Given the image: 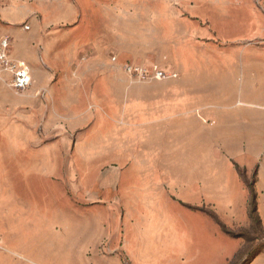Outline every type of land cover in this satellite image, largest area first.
Instances as JSON below:
<instances>
[{"label":"crops","instance_id":"1","mask_svg":"<svg viewBox=\"0 0 264 264\" xmlns=\"http://www.w3.org/2000/svg\"><path fill=\"white\" fill-rule=\"evenodd\" d=\"M61 5L53 3L51 7H38L31 0H13L12 3L0 0L1 39L12 38V58L24 61L29 66L33 79L26 91H13L17 99L9 104L5 93L11 91L8 85L10 77L0 67V123H14L20 129L10 136L19 142L22 140L20 147L12 148L13 155L46 157L37 161L38 163L28 162L22 168L25 171H31L32 168L40 171L42 181L50 178L51 173L68 170L66 165L54 162L57 157L86 154L85 148L79 143L69 147V141L73 137L77 140L80 138L79 134L85 124H93L97 128L102 118L101 108L123 105L127 125L125 144L119 145L120 147L115 144H100L93 151L100 156L111 157V169L119 172V179L124 177V201L130 205L135 204L136 211L141 213L140 219L144 218L143 213L148 212L149 208L138 205L155 204L162 199L165 193L163 173L172 171L173 198L169 197L179 204L180 209L193 211L187 206L211 207L225 221L244 220L250 223L251 191L239 175L236 168L238 165L245 169L247 177L255 178L253 187L257 194V210L264 227V46H258L264 42L237 46L232 53H223L221 62H214L211 53H197L196 47L198 18L204 19L206 25L208 23V18L203 15L205 7L199 10L196 7H94V19L91 20L85 19L84 7H60ZM169 11H173L172 14ZM132 12L131 17L127 15ZM237 18L240 19V16ZM136 20L151 26L164 27L169 24L186 27L187 35H180L179 40L184 39L188 48H179L177 53L179 65L182 66L181 82L139 84L128 81L126 85H122V103L121 96H118L122 94L117 93L116 86L102 84L100 65L103 58L111 62V58L107 57L109 53L116 54L117 57L136 58L150 50L147 47L146 50L143 49L141 45L153 43L154 40L141 41L119 32L121 27L129 28L130 22ZM90 27L93 31L91 35H86V30ZM252 59L262 62H254ZM173 78H178V74H173ZM193 79L195 83L192 82ZM217 79H221L220 85L213 84ZM117 96L120 97L119 100ZM108 115L111 116L112 113L109 112ZM102 120L105 121V118ZM53 123L65 124L67 131L61 134L48 131L46 125ZM26 124L29 125L28 131L19 126L25 127ZM139 124H142V131H138ZM39 125H45L44 132L37 130ZM99 134L106 139L105 133ZM94 138H97L96 135ZM167 138L179 143L188 141L189 147L181 149L178 146L171 151L167 150L172 156L169 165L165 166L161 163L163 150L160 153L161 150L151 141ZM52 139L68 143L64 142L61 147L56 148L52 147L57 144L56 141L42 142ZM138 139L151 144L137 148L134 141ZM3 151L0 147V156ZM105 166L99 160L93 167H86L76 161L71 169L102 172L106 169ZM11 167L13 171H22L20 165L13 164ZM5 169L2 161L0 172ZM133 171L147 172L148 175L140 181L134 180L129 177ZM150 173L153 175L149 176ZM181 173L183 176L178 180L177 175ZM121 185L120 180L117 188ZM106 189L101 192H108L110 188ZM107 198L102 201L95 197L94 207L110 206L113 209L114 203L116 205L123 202L120 196L115 200L109 196ZM56 200L62 203L58 197ZM63 204L68 206L67 201ZM132 210L133 208L129 216L124 211V216L118 218V230H113L115 223L109 224L107 219H97L92 223L86 219L77 221L78 233L97 237L82 245V253L89 257L93 251L92 244L97 246L96 251L102 252L100 245L106 242L107 234L116 236L122 233L123 237L125 234L128 237L131 223L139 220ZM58 219L62 225L60 232L54 233L53 227H48L47 219L38 218L31 220L33 226L30 225L32 227L29 233L60 235L61 246L67 248L62 243V236L73 232L71 229L74 228L75 220L65 216ZM159 233L162 243H172L169 247L172 253L164 263H179L181 244L187 242L182 240V236L188 237L181 231V225L174 223L166 237L161 231ZM114 248L115 246L110 251L113 252ZM120 248L125 251L123 245ZM102 254L105 256L104 252ZM127 255L133 264H147L134 263L130 254ZM18 256L13 264L54 263L51 256L47 253L43 255L42 251H36L33 247L29 248L28 253L20 252ZM114 258L117 264H124L118 254ZM169 261L172 263H168Z\"/></svg>","mask_w":264,"mask_h":264},{"label":"rangeland","instance_id":"2","mask_svg":"<svg viewBox=\"0 0 264 264\" xmlns=\"http://www.w3.org/2000/svg\"><path fill=\"white\" fill-rule=\"evenodd\" d=\"M9 1L13 2V0ZM31 1L36 3L38 7H51L53 3H61L63 6L61 5L60 7H84L85 19L91 20L94 19L92 16L94 7H196L198 10L205 7L203 15L208 18V23L206 25L204 19L200 20L198 18L200 21L198 20L196 27V47L197 53L207 51L211 53L214 57V62H221L222 54L232 53L237 46L247 45L252 42H264V0ZM22 6L24 5L22 4ZM29 6L31 7V5ZM222 9H225V11H222ZM239 9H245V11H239ZM172 12L169 11V14H172ZM133 13H127V15L131 17ZM198 14H200L199 11ZM236 15L240 16V19ZM92 31V27L88 28L86 35H91ZM119 32L141 41L146 39L154 40L153 43L142 44L141 47L143 49L146 50L145 47H147L150 50L141 53L136 58L117 57L116 54L109 53L107 57L111 58V62H108L107 59H102L100 65L102 84L108 83L116 86L117 93L122 94L118 95L121 96V99L117 96L120 102H124L122 85H126L128 81L139 84H173L181 82L182 66L179 65L177 53L179 48H185L186 50L188 48L184 39L179 40L180 35L184 33L187 35L188 29L186 27L171 26L169 24L164 27L151 26L136 20L130 22L129 28L126 26L121 27ZM2 35L0 32V39ZM3 38H9L12 41L10 37ZM260 45L264 46V44H259L258 46ZM255 60L252 59L254 62ZM256 61L262 62V60ZM198 62H200L199 59ZM128 64H155L165 70L169 77L163 80L131 77L126 72V65ZM4 73L10 77L8 85L11 89L10 92L5 93V99L9 104H12L17 99L13 92L15 90L11 87L12 76L6 71ZM175 73L178 74V78L174 79L173 74ZM220 80L213 81V84L220 85ZM192 82L195 83V79ZM109 112L112 113L111 116L108 115ZM100 113L101 117L105 118V121L100 118V123L96 129L93 124H85L84 129L79 134L80 138L77 140L73 137L74 139L69 141V147L79 143L82 148H85L86 154L57 157V161L55 160L54 162L66 165L68 170L51 173V177H47V180L43 181L40 180V175H42L40 171H35L33 168L31 171H25L24 168L28 165V162L38 163L46 157L13 155L12 148L20 147L22 140L20 143L15 139H11L10 136H13V133L20 131V129L14 123H0V147L4 149L3 155L0 156V164L3 161L6 166L5 171L0 172V264H13V261L19 258L20 252L28 253L30 247L35 248L36 251H42L43 255L47 253L52 257L53 264H117L114 258V255L117 254L124 264H133L127 253L130 254L134 263L165 264L164 261L169 260L167 257L172 253L169 251L172 243L167 241L162 243L159 231L166 237L174 223H179L181 231L188 236L187 238L182 236V240L187 242H182L181 244L180 260L177 264H264V227L259 218L256 215H252L255 210V207L252 206L253 196H251L249 206L250 223H246L244 220L225 221L211 207L188 206L193 211L185 208L180 209L179 204L169 197V195L172 197L173 187L171 183L174 178L173 172L165 171L163 173L165 180L163 198L155 204L138 205V207L149 208L148 212L143 213L144 218L140 219L141 213L136 211L135 204L130 205L124 201V177L119 179V172L111 169V165H109L111 157L100 156L93 151L100 144H115L117 146L125 144L124 133L127 127L125 107L121 105L117 108H101ZM19 126L22 130L28 131L29 125L26 124L24 125L25 127ZM141 127L142 124H139L138 131H142ZM46 128L54 134H61L67 131L66 125L59 123L46 125ZM37 130L44 132L45 125H39ZM99 132L105 133L106 139H103ZM77 135L76 133L75 136ZM95 135L97 138H94ZM3 136L4 138H2ZM55 141L57 144L52 147L56 148L67 142L55 139L42 140L43 143ZM151 143L161 150L160 153L163 150V162L161 163H164L165 166L169 165L172 156V154L166 152L167 150L171 151L178 146L181 149L189 147L188 141H180L179 143L169 138L151 141ZM151 143L138 139L134 141V146L144 148ZM51 159H54V157H51ZM98 160L106 165V169L102 172L93 170L73 171L71 169V165L76 161L86 167H93ZM13 164L24 168H22V171H13L11 167ZM124 166L122 167L123 170ZM147 175V172L133 171L129 177L140 181L141 178ZM151 175L153 173H150L149 176ZM182 176V173L178 174L177 179L180 180ZM30 177L32 178L28 181ZM241 178L252 188L254 177L246 176L244 178L243 175ZM120 180L122 185L117 188ZM106 187L110 188L109 191L102 193L101 190L106 189ZM108 196L114 200L120 196L123 202L116 205L114 203L112 205L113 209H110V206L94 207L95 203L93 201L95 197L101 198L103 201L108 199ZM57 197L62 200V203L56 200ZM64 201H67L68 206L63 204ZM132 208L131 212L139 220L131 223L132 227L128 237H126V234L123 237L122 233H118L116 236L107 234L105 236L106 242L100 245L101 251L105 253V256H103L102 252L96 251L97 246L94 244H92L93 251L90 252L91 257H87L86 254L82 253V245L88 241H94L97 237L92 235L82 236V233H78L77 221L80 222L86 219V221L92 223L97 219H107L109 224L111 222L115 223L116 226H114L113 230L115 228L118 230V224H120V219L118 218L124 216V211L129 216ZM63 216L75 220L74 228L71 229L73 232L71 233L70 231L71 234L61 237L64 240L62 243L66 244L67 248L61 246L59 242L60 235L45 236L29 233L30 227L33 226L31 220H37L38 218L47 219L48 227H53L54 233L56 231L60 232L62 225L58 221V217ZM31 224L32 226H30ZM106 224L108 223L106 222ZM124 224L126 225L125 219ZM222 225L232 232L233 236L227 235ZM122 245L127 253L120 248ZM114 246V251L111 252L110 250ZM89 259L93 262L91 263ZM168 263L172 262L169 261Z\"/></svg>","mask_w":264,"mask_h":264},{"label":"built area","instance_id":"3","mask_svg":"<svg viewBox=\"0 0 264 264\" xmlns=\"http://www.w3.org/2000/svg\"><path fill=\"white\" fill-rule=\"evenodd\" d=\"M12 41L9 38H3L0 41V67L3 71L12 76L11 87L17 92H23L29 89L33 83L32 74L29 66L23 62L12 58ZM126 72L131 77L141 79L163 80L169 77V74L155 64L147 65H126Z\"/></svg>","mask_w":264,"mask_h":264},{"label":"trees","instance_id":"4","mask_svg":"<svg viewBox=\"0 0 264 264\" xmlns=\"http://www.w3.org/2000/svg\"><path fill=\"white\" fill-rule=\"evenodd\" d=\"M236 168H237V171H238V173H239V175L242 177L243 175H244V178H246V171H245V169H242L241 167H239L238 165H236ZM246 180V179H245ZM246 184H247V182H245ZM248 185V187H249V189H250V191H251V196H253V203H252V206L253 207H255V210H254V212L252 213V215H256L258 218H259V220L261 221V219H260V217H259V215H258V210H257V194H256V192H255V190H254V187L252 186V188H251V186L249 185V184H247ZM188 207V206H187ZM189 209H190V207H188ZM250 216V215H249ZM251 220V219H250ZM261 223H262V221H261ZM263 226V225H262ZM222 227H223V230H224V232L227 234V235H230V236H233L232 235V232H230L224 225H222Z\"/></svg>","mask_w":264,"mask_h":264}]
</instances>
